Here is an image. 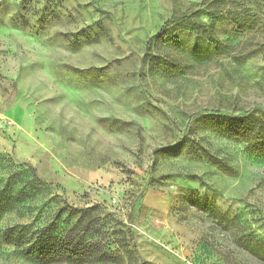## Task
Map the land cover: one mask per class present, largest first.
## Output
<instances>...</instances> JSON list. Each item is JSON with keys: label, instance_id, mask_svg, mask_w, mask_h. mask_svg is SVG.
Masks as SVG:
<instances>
[{"label": "rangeland", "instance_id": "obj_1", "mask_svg": "<svg viewBox=\"0 0 264 264\" xmlns=\"http://www.w3.org/2000/svg\"><path fill=\"white\" fill-rule=\"evenodd\" d=\"M201 1L0 0V188L9 175L30 187V165L51 184L1 214L0 230L43 225L67 200L95 207L102 230L92 239L124 264H264L239 242L264 245V142L208 118H264V0H228L254 27L219 21L224 53L181 29L176 56L187 72L167 81L149 72L148 56L161 52L151 40ZM52 195L59 204L45 207ZM128 228L139 252L131 258ZM0 264L37 263L4 244Z\"/></svg>", "mask_w": 264, "mask_h": 264}, {"label": "trees", "instance_id": "obj_2", "mask_svg": "<svg viewBox=\"0 0 264 264\" xmlns=\"http://www.w3.org/2000/svg\"><path fill=\"white\" fill-rule=\"evenodd\" d=\"M238 1V0H236ZM209 0L195 3L196 11L192 18L180 21L178 25L167 27L155 40H151V46L160 47L158 54L149 55V72L153 77H160L167 81L182 76L189 69L188 64L181 63L176 54L183 53V46L178 37V31L187 29L192 32H203L206 39L213 42L219 53L226 51V46L215 37V28L219 21H224L227 16L239 23L240 30H249L254 26L248 22L241 21L237 17L239 10L232 9L227 5L228 0H217L210 4ZM212 7V8H211ZM236 16V17H235ZM202 17L210 19V30H206ZM155 41V42H154ZM214 121L212 126L227 127L234 136L242 141L264 142V118L258 117L251 111L236 116H225L221 114L209 115ZM186 145V144H185ZM183 145V146H185ZM204 158L214 164L223 166L224 163L215 157L207 148L200 147ZM30 179L26 181L30 187L18 186L13 175H9L6 183L0 188V215L6 212L16 211L35 201L40 196H45L50 191L51 184L43 182L31 165ZM229 169V168H228ZM59 196L52 195L44 205L59 204ZM196 203V202H195ZM42 209V208H41ZM95 207H74L67 200L56 207L53 215L48 218L47 223L37 225V218L31 222L17 223L0 230V252L3 245L14 247V255L29 262L37 264H59L72 262L75 264H109L114 261L124 264V257L116 256L105 250L104 244L93 240L95 235L101 234V228L96 226L97 215L93 213ZM130 248L126 249L128 257L139 255L137 244L134 243V232L131 228L127 230ZM240 244L249 252L264 259V245L253 236L244 237L239 240Z\"/></svg>", "mask_w": 264, "mask_h": 264}]
</instances>
